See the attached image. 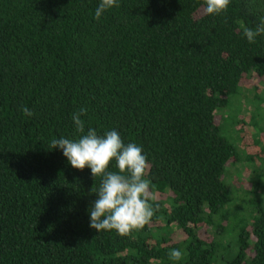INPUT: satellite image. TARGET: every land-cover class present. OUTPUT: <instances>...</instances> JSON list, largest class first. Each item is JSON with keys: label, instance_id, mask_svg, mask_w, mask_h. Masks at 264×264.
<instances>
[{"label": "trees", "instance_id": "obj_1", "mask_svg": "<svg viewBox=\"0 0 264 264\" xmlns=\"http://www.w3.org/2000/svg\"><path fill=\"white\" fill-rule=\"evenodd\" d=\"M99 3L0 0V264H264V184L249 210L234 203L240 156L217 114L264 83V35H244L264 0L214 15L204 0H119L97 20ZM82 107L86 131L148 157L157 211L128 236L90 227L101 178L50 147L78 138Z\"/></svg>", "mask_w": 264, "mask_h": 264}, {"label": "clouds", "instance_id": "obj_2", "mask_svg": "<svg viewBox=\"0 0 264 264\" xmlns=\"http://www.w3.org/2000/svg\"><path fill=\"white\" fill-rule=\"evenodd\" d=\"M204 2L207 15L224 13L231 4V0ZM114 7H119V0H100L95 18L99 20ZM244 35L250 43H255L257 37L264 35V14L258 15L254 28H244ZM22 111L28 117L34 115L26 106ZM87 113L88 109L82 107L72 115L78 138H54L50 147L62 150L73 168H90L95 180L101 178L99 188L94 184L91 190L97 199L89 208L90 227L98 232L115 230L121 236H128L134 230L149 225L157 211L151 202L155 200L151 181L146 178L150 169L148 157L142 146L135 143L125 145L116 130L107 131L102 136L92 128L86 131L81 117ZM113 162L117 171L110 170ZM182 256L183 252L178 249L169 253V258L174 261L181 260Z\"/></svg>", "mask_w": 264, "mask_h": 264}, {"label": "rangeland", "instance_id": "obj_3", "mask_svg": "<svg viewBox=\"0 0 264 264\" xmlns=\"http://www.w3.org/2000/svg\"><path fill=\"white\" fill-rule=\"evenodd\" d=\"M257 82L261 86L259 93L251 88ZM244 84L246 88L227 107L217 110L222 134L238 147L240 161L226 167L225 182L233 187L234 203L243 211L251 208L264 184V148L253 149L258 156L252 162L246 159L256 141L264 145V83L254 76Z\"/></svg>", "mask_w": 264, "mask_h": 264}]
</instances>
